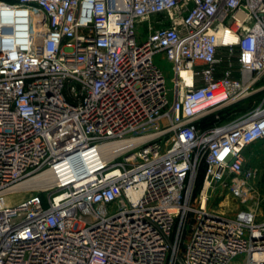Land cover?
<instances>
[{"label":"built area","instance_id":"built-area-1","mask_svg":"<svg viewBox=\"0 0 264 264\" xmlns=\"http://www.w3.org/2000/svg\"><path fill=\"white\" fill-rule=\"evenodd\" d=\"M256 142L264 0H0V264H264Z\"/></svg>","mask_w":264,"mask_h":264},{"label":"rangeland","instance_id":"rangeland-1","mask_svg":"<svg viewBox=\"0 0 264 264\" xmlns=\"http://www.w3.org/2000/svg\"><path fill=\"white\" fill-rule=\"evenodd\" d=\"M154 63L161 69L165 77L166 86L172 87V78L174 76L170 64L161 54H156ZM253 104L251 101H242L226 108L219 114V118H213L211 124L227 123L235 117L245 114L251 109ZM245 166L250 168L253 172V187L254 192L250 193L247 200H240L234 198L232 195L220 197L213 193L212 197L206 205V209L210 212L217 213L225 218H233L240 211H245L249 208L258 207L259 218L257 221L264 219V143L256 142L247 147L244 151ZM262 217V218H261ZM189 233V232H188ZM188 236V234L186 235ZM230 264H241L239 258L233 259Z\"/></svg>","mask_w":264,"mask_h":264},{"label":"trees","instance_id":"trees-1","mask_svg":"<svg viewBox=\"0 0 264 264\" xmlns=\"http://www.w3.org/2000/svg\"><path fill=\"white\" fill-rule=\"evenodd\" d=\"M213 119V117H209L207 118L206 120L202 121L200 123V126L201 127H204V126H208V125H211V120ZM202 177H203V173H202V169H200L198 175H197V178H196V188L198 189L199 186L201 185V182H202Z\"/></svg>","mask_w":264,"mask_h":264},{"label":"bare ground","instance_id":"bare-ground-1","mask_svg":"<svg viewBox=\"0 0 264 264\" xmlns=\"http://www.w3.org/2000/svg\"><path fill=\"white\" fill-rule=\"evenodd\" d=\"M121 148H123V145L121 143L114 144V145L112 144L111 146H108V149H121ZM102 152H104V148L102 149ZM35 181L36 180H33V181H30L29 183L35 185Z\"/></svg>","mask_w":264,"mask_h":264}]
</instances>
